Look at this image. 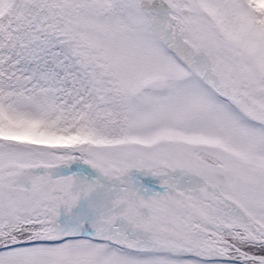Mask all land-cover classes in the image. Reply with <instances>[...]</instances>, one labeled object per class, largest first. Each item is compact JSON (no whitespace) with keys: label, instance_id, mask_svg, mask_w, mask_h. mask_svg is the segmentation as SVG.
Here are the masks:
<instances>
[{"label":"snow or ice","instance_id":"1","mask_svg":"<svg viewBox=\"0 0 264 264\" xmlns=\"http://www.w3.org/2000/svg\"><path fill=\"white\" fill-rule=\"evenodd\" d=\"M0 264H264V0H0Z\"/></svg>","mask_w":264,"mask_h":264}]
</instances>
